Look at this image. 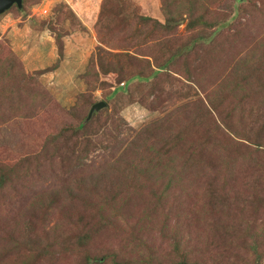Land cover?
<instances>
[{"label": "rangeland", "instance_id": "rangeland-1", "mask_svg": "<svg viewBox=\"0 0 264 264\" xmlns=\"http://www.w3.org/2000/svg\"><path fill=\"white\" fill-rule=\"evenodd\" d=\"M213 9L225 12L228 20L221 22L209 38L193 41L188 50L195 51L196 46L202 44L210 46L221 34L231 52V60L234 57L231 48L240 39L248 41L256 36L264 39V0H227ZM142 17L164 21L160 1L24 0L22 9L13 7L0 16V172L12 168L18 174L15 178L11 176L13 181L6 183V190L0 197V204L4 203L7 209V213L0 216L3 225L0 250L8 246L9 236L17 224L22 226L24 219L36 215L35 230L41 237L47 235L51 242L56 237L74 245L65 247L66 259L58 260L57 264H84L82 257L87 249L96 257L107 253L115 255L114 261L107 260L103 264H172L178 241L184 247L188 242L192 247L199 241L207 251V264H213L218 256L228 253L240 256L236 264H249L255 238L260 240L257 241L264 257V238L258 236L264 235V169L260 172L255 164L247 162L237 167V163L231 162L230 170L220 165L205 167V160L214 159L216 154L212 153H216V149L210 144L198 146V155L204 160L202 168L198 169L202 176L184 181L181 189L170 192L164 204L157 203V197L153 196L155 173L145 174L140 169L142 157L136 161L139 168L132 173L128 181L132 183L130 186L114 175L121 153L129 148L137 133L155 120L159 123L153 126V133H159L160 127L167 125L161 120L170 111H182L183 125L193 129V119L205 116L206 94L217 86L214 80L205 83V72L210 73L209 68L205 69V63L213 56L205 55L201 48L197 49L199 54L188 58L191 62L197 61L203 53L200 71L191 69L195 74L191 79L193 82H189L188 74L184 73L186 67L182 65L181 72L175 74L174 85L170 87L164 83V90L158 89L154 95L149 88L152 77L148 80L137 76L126 79L116 73H103V66L112 62L127 67L129 64L138 66L149 59L155 65V61L161 62L155 60L160 56V47L170 46L171 41L177 47L185 38L193 39L196 34L187 29V21H184L176 35L157 45L164 39L160 35L147 39L134 35L137 29H143ZM252 18L255 19L254 26H246ZM238 32L242 33L236 36ZM249 48L250 45L235 52L238 56L230 63L231 68ZM146 95L153 102L143 101ZM251 97L243 102L237 100L238 113L232 119L233 130L256 139L255 145L242 139L237 141L254 150L259 149L256 155L259 160H264L263 96H259L258 89ZM100 102L106 106L87 120L92 107ZM174 117L171 116V120ZM225 122L227 119L219 124L224 130ZM80 123H88V127L78 135L69 133L60 142L45 144L49 136ZM208 126L216 129L213 119ZM119 137L122 140L117 144ZM189 142L197 145L195 137ZM137 146L141 153L150 156L152 146L145 139ZM37 154L40 155L36 157ZM84 155L80 164L72 165ZM83 174L87 186H97L96 190L109 202L122 192L118 200L122 202L127 198L129 205L133 203L116 225L112 222L105 226L102 219L92 231L83 225L69 227L65 222L69 210H63L62 206L42 213L33 209L30 203L27 205L26 200L32 201L38 196L54 199L56 190L77 181ZM11 183H14L13 187ZM212 199L219 208H225L222 219L205 214V224H197ZM159 212L167 213L172 226L170 230H163L165 225L161 223L162 217L157 215ZM247 224L257 227L248 233ZM178 226L180 232L175 233L173 228ZM203 228L205 234L202 238L197 237ZM86 233H90L89 236L84 235ZM149 252L154 261L148 260ZM7 258L2 261L7 262ZM219 261L228 264L221 258Z\"/></svg>", "mask_w": 264, "mask_h": 264}, {"label": "trees", "instance_id": "trees-1", "mask_svg": "<svg viewBox=\"0 0 264 264\" xmlns=\"http://www.w3.org/2000/svg\"><path fill=\"white\" fill-rule=\"evenodd\" d=\"M159 1L164 14V21L161 22L159 20H154V18L151 17H142L143 29L139 28L136 30L134 34L136 37H146L147 39L148 37L153 38L156 34L160 35V37H163L164 39L161 42H157V45H159L165 42L169 37L172 38V36L176 35L177 28L180 26V23L184 21H187V29L195 32L196 36L194 35L193 39L190 40L185 38L181 44H177V47H174V42L171 40L170 46L164 44L160 47L161 49H159L161 50L160 56L155 59L161 62L155 61V65L149 59L143 60L138 66H136V64H129L127 67L123 66L122 63L116 64L112 62L103 66L102 72L106 74L116 73L122 77H126V79L137 76L140 79L148 80L152 77V82L149 88L153 91L154 95L158 89H162L163 85H165L164 83L170 84V87L174 85V81L177 79L175 74L181 72L180 68L182 65L186 67V72L184 71V73L188 74L189 82H193L191 79H194L195 74H192L191 69L200 71L202 67L199 68V65L203 61L200 59L201 55L205 53V55L210 54L213 56L210 62L205 63V69H210V73L205 72V83H211L214 80L213 82H216L217 86L212 88L213 90L206 94L205 116L201 119L195 117L193 119L194 123L192 125L194 126L192 129L189 125L186 127L183 125L185 119H181L180 117L182 111H170L168 116L164 118V120H161L167 125L161 126V131L159 133H153L152 129L158 122L156 120L145 126L141 133H137L138 136H136L131 142L129 148L121 153L122 155L119 163L116 164V167L114 168V175H116V178L121 180L124 185L130 186L132 183H129L128 181L130 180L132 173L139 168V163L136 161L142 157L143 161L140 169L141 171H144L145 174L155 173L157 180L155 181L156 185L153 196L157 197V203L164 204L168 201L170 192L172 190L174 191L176 188L181 189L180 187L184 186V181L189 182L192 177L197 178L202 176L200 175L201 171H198V169L202 168L204 160L198 155L196 149L198 146L205 145L206 147L210 144L214 150L216 149V153H212L216 154L214 159L205 160V167L220 165L230 170L231 168L229 165H232V163H237L238 167L239 165L248 162L249 164H255L257 170L260 172L264 169V160H259L256 155L260 150H254L253 147L243 145L241 141H237L242 139L255 145L256 139L252 140L251 136L247 134L240 135V132L234 131L232 122V119L235 118L238 113L237 100L243 102L248 96L250 97L252 95L253 97L254 92L258 89L259 96H263L264 107V39H258L257 36L250 37L248 41L240 39L238 44H234L231 48L234 57L229 60V54L231 52L229 53L227 50L226 43L221 39L220 34V38L218 37L216 39L217 41L212 45L205 46L202 44L196 46L198 47L197 49H203V53L198 57L199 60L191 62V59L188 60V58L197 53V49H194L195 51H192V49L188 50V47L193 44V41L200 38H209L212 35L211 32L214 31L221 22H226L228 20L225 12H217L213 9L216 4H220L227 0ZM238 1L244 2V0ZM13 7L19 9L17 6ZM254 24L255 19L250 20L246 26L253 27ZM240 33L242 32H238L236 36ZM173 40L175 41L174 38ZM249 45V50L236 60L234 63L235 65L231 68L230 63L238 56L235 52H237L238 49L242 51V49ZM217 53H222V55ZM178 54H180V56H178ZM130 59L133 60V58ZM154 68H156V70H154ZM149 70L151 71L148 72ZM218 75H221V77L217 78ZM197 79L198 83H200V77ZM162 90H164V88ZM132 96L133 94L130 95V97ZM146 96L147 97L143 98V101H150V96ZM202 111L203 110L201 109V112ZM173 115H175V117L172 118V120H174L172 122L171 116ZM216 117L221 119V121L218 122ZM211 119L214 120L216 129H211L209 127L211 125L208 126ZM225 119H227V122H225L226 127L224 130L219 124L224 122ZM87 127L88 123H80L76 127L65 128L58 135L49 136L45 144L60 142L63 140L61 138H64V136L69 133L78 135L79 132L85 130ZM261 127L263 129V125ZM192 137L196 138L197 145L193 142H189ZM141 139H145L146 142L152 146L149 154L150 156L148 157L138 149L137 144ZM120 140L122 139L119 137L117 144H119ZM206 150L207 149H205V151ZM113 153L114 151H112L111 155H113ZM38 155L40 154H37L36 157ZM41 155L44 156L45 154ZM85 156L86 155L78 157L77 161L72 165L80 164ZM189 174L192 176H188ZM16 175H18L16 170L12 168L0 172V197L4 190H6V183L9 182L8 184H10V181H13L11 176L15 178ZM85 180L86 178H84L83 174L77 181L64 186V189L61 188L59 190L61 192L63 189L62 196H60L59 191L56 190L55 193L57 195H54L56 196L54 199L52 198L51 200H48L45 196H38L32 201L26 200L28 202L27 205L30 203L33 209L42 213H49L50 209L54 208V210H57L59 206H62L63 210H69V216L66 217L65 221L69 227H71V225H83L85 228L90 227L92 231L102 223V219L105 226H109L112 222L116 225L119 217H121L122 214L126 212L127 208L133 205V203L129 205L127 198H124V200L120 202L118 198L120 195H123L122 192L117 194V196L109 202V200H106L104 194L96 190L97 186H94V188L88 187ZM13 185L14 183H11L12 187ZM128 191L129 187L127 189V192ZM38 208H40V210ZM224 209L225 208L222 206L219 208L217 202H214L212 199L209 207L202 211V218L197 224H205V214L212 216L217 215L216 219H222L221 215H224L226 212ZM6 213L7 209L5 204H0V216ZM109 215H111L110 218ZM157 215L159 218L162 217L161 223L165 225L163 230H170L172 226L169 224L167 213L159 212ZM37 219L38 217L34 215L28 220L24 219L22 226L19 223L14 227L12 235L9 236L7 243L8 246H5L0 250V264H22L23 261L24 264H57L58 260L66 259L64 256L65 247L73 244L69 243L70 241L68 240L63 242L59 239L57 240L56 237H54V242H51L47 235H42L46 239L41 237V235L35 230ZM45 219L47 220L48 218L45 217ZM1 221L2 219H0V222ZM1 227H3L2 223H0V228ZM256 227L257 226L247 224L246 231L249 233ZM180 229V226L173 228L175 233L180 232ZM50 234L55 236L54 232H51ZM89 234L90 233H86L84 235L89 236ZM203 234H205L204 228L200 231V234H198L197 237L202 238ZM258 236L260 239L264 238L263 234ZM250 237H253V235H250ZM257 240L260 241L258 238H255L251 245L253 256L249 264H264V257ZM203 248L204 246H202L199 241H197V244L192 247L189 242L185 244V247L181 241L176 242V255H174L175 259L172 261V264H207L205 260L207 251ZM151 253L152 252H149L148 260L154 261ZM8 254L17 255L7 258L5 255ZM218 257L228 264H236L240 260L238 254L232 256V253ZM4 258H7L8 261L3 262L2 259ZM219 258L215 259L213 264H223V262L219 261ZM82 259L84 260V264H92V262H94V264H103L107 260L114 261L116 257L112 253L96 257L91 254L89 249H87V252L83 254Z\"/></svg>", "mask_w": 264, "mask_h": 264}, {"label": "water", "instance_id": "water-1", "mask_svg": "<svg viewBox=\"0 0 264 264\" xmlns=\"http://www.w3.org/2000/svg\"><path fill=\"white\" fill-rule=\"evenodd\" d=\"M13 6H17L19 9L23 8V0H0V16L8 12ZM106 106L105 103L100 102L95 104L88 116V120L92 117L94 112L100 111Z\"/></svg>", "mask_w": 264, "mask_h": 264}, {"label": "crops", "instance_id": "crops-1", "mask_svg": "<svg viewBox=\"0 0 264 264\" xmlns=\"http://www.w3.org/2000/svg\"><path fill=\"white\" fill-rule=\"evenodd\" d=\"M75 4H77V2H75V3L73 4L74 9L76 8ZM73 7H72V8H73ZM77 9L81 10L80 6H77ZM74 11H76V10H74Z\"/></svg>", "mask_w": 264, "mask_h": 264}]
</instances>
